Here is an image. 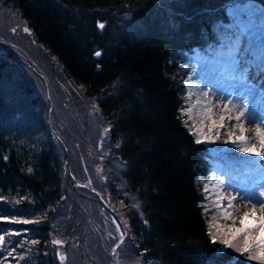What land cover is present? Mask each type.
I'll list each match as a JSON object with an SVG mask.
<instances>
[{"label": "trees", "instance_id": "obj_1", "mask_svg": "<svg viewBox=\"0 0 264 264\" xmlns=\"http://www.w3.org/2000/svg\"><path fill=\"white\" fill-rule=\"evenodd\" d=\"M245 1L264 8V0H0L108 126L136 205L122 204L128 242L143 264H260L213 242L203 191L211 157L183 114L193 50L220 44L227 8ZM42 104L0 42V264H58L52 240L66 163Z\"/></svg>", "mask_w": 264, "mask_h": 264}, {"label": "rangeland", "instance_id": "obj_2", "mask_svg": "<svg viewBox=\"0 0 264 264\" xmlns=\"http://www.w3.org/2000/svg\"><path fill=\"white\" fill-rule=\"evenodd\" d=\"M226 14L228 24L223 25L226 33L221 44L206 54L193 50L183 109L191 132L212 157V170L203 183L204 206L210 214L212 236L218 240L232 239L229 229L242 227L240 220L245 212L255 210L257 217L264 215V196L260 195L264 192V175L260 177L251 165L232 159V154L241 158L249 152L242 149L264 152V148H258L257 130L241 119L250 108L264 120V110L258 109L260 103L264 104V8L245 1L229 6ZM24 28L27 27L17 12L0 6V42L14 53L41 97L52 135L59 143L57 153L66 163L61 202L54 219L57 234L52 240L61 241L54 244L58 264H111L112 258L113 264H143L131 251L132 241L128 242L122 204L128 201L133 209L136 205L124 192L123 165L112 153L108 126L93 102L64 77L31 31L25 32ZM240 36L245 39L240 40ZM212 65L224 67L231 77L241 76L243 82L256 89L250 104L245 100L237 102L232 106L234 111L223 119L216 116L215 106L204 94L209 87L205 78ZM242 92L243 87L235 89V94ZM111 186L121 196L120 201L112 198ZM226 213L230 214L227 218ZM251 235L258 236L259 229H253ZM240 238L243 235L232 240L234 248L239 247L237 241H243Z\"/></svg>", "mask_w": 264, "mask_h": 264}, {"label": "bare ground", "instance_id": "obj_3", "mask_svg": "<svg viewBox=\"0 0 264 264\" xmlns=\"http://www.w3.org/2000/svg\"><path fill=\"white\" fill-rule=\"evenodd\" d=\"M259 34L261 35V32H259ZM241 39L245 38L240 36V40ZM244 72H246V70H244ZM208 73L209 74L205 78V81L209 87L204 91V94L208 96L207 100L209 101L210 105L215 106L216 116L219 118L226 116L228 112H233L234 109L232 106L237 102H242V100H245L250 104L252 97L254 98V96H256V89L253 85H247L241 80V76H229L228 70L224 67L215 65L209 70ZM238 86L243 87L245 92L240 93V95L235 94V89ZM258 109L264 110V104L260 103ZM248 110L249 111H246L242 114L241 119L243 120V123L251 124V128H253V130H257V138L259 141L258 148H264V120L258 118L255 112H253V114L250 108ZM257 152L260 153V155H256L253 152H248L241 158L232 154V159L246 162L247 164L251 165L252 168H255L256 174L258 173V176L261 177L264 175V152H262V150ZM251 172L253 173L254 171Z\"/></svg>", "mask_w": 264, "mask_h": 264}, {"label": "snow or ice", "instance_id": "obj_4", "mask_svg": "<svg viewBox=\"0 0 264 264\" xmlns=\"http://www.w3.org/2000/svg\"><path fill=\"white\" fill-rule=\"evenodd\" d=\"M100 29H103L105 27V25L103 23H100L99 25ZM25 32H28L29 29L28 28H24ZM96 56H100L101 52L97 51L95 53ZM223 119V117L221 118ZM237 119H239V117H237ZM221 127H223V125L221 124ZM241 140H243L244 138L241 137ZM197 143H200L199 140H197ZM243 151H249V152H253L256 155H260V153L256 152L255 148L252 149H242ZM29 171H31V169H29ZM261 196H264V192L260 193ZM262 207H264V202H261ZM230 214H225L226 218L229 216ZM252 216L253 219L249 220V216ZM12 223H23V224H29V223H36L37 221H30V220H12ZM240 224L242 225V227H231L229 229L232 239H223L221 241L222 244L226 245L228 248H232L233 247V243L232 240H235L237 238V236L239 235H243V247H237L236 251L239 253H247L250 252L251 250H255L254 254L248 255L247 259L248 260H258L260 261V264H264V215L257 217L255 215V210H253V212L244 213L243 218H241L240 220ZM119 228V225H118ZM259 229V235L253 237L251 235L252 230L253 229ZM15 234H19V232H16ZM215 237H213V242H215ZM5 237L3 235H0V246L5 245ZM53 244H60L61 241L59 240H54L52 241ZM119 247V245L117 246ZM11 255V253H10ZM64 257L61 256V260H63Z\"/></svg>", "mask_w": 264, "mask_h": 264}]
</instances>
